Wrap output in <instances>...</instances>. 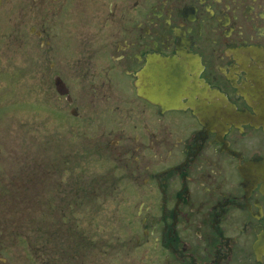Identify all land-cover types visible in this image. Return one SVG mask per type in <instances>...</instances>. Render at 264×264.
Returning a JSON list of instances; mask_svg holds the SVG:
<instances>
[{"label":"flooded vegetation","instance_id":"1","mask_svg":"<svg viewBox=\"0 0 264 264\" xmlns=\"http://www.w3.org/2000/svg\"><path fill=\"white\" fill-rule=\"evenodd\" d=\"M0 82V264H264V0H0Z\"/></svg>","mask_w":264,"mask_h":264},{"label":"rangeland","instance_id":"2","mask_svg":"<svg viewBox=\"0 0 264 264\" xmlns=\"http://www.w3.org/2000/svg\"><path fill=\"white\" fill-rule=\"evenodd\" d=\"M2 86H3V83L0 82V88ZM18 88L22 89V87H18ZM53 112H54L53 101L50 100L49 102V100L47 99V108H46V113H45L46 127H45V138H44V144L47 150H52V147H53V137H54V127H55ZM29 113L30 114L26 118V121H28V125H30V131H29L30 135L26 136V139H27L26 141L30 142L31 139L34 141V144L31 146L34 152V155L31 156L29 154V156L30 157L35 156L34 159H36L38 158L37 148L39 144V137H38V131H37V113L36 112L34 114H32V112H29ZM15 130H16V126H15ZM30 150L31 148L29 149L28 152H30ZM48 156H49V160L52 161L50 159L52 155H48ZM94 167H97L96 163L94 164ZM1 185L3 186V189L0 190V202L2 203L1 207L5 209L8 207V205L5 203L17 202L18 200L17 198L20 199L22 197L21 191H23L24 198H25L27 196V193L25 191H28L30 187V186L28 187V181L26 180V178H23V177L21 178L20 182L16 184H11V186H8L7 183H5V178L0 176V188H1ZM32 187H37V184L35 183L34 185H32ZM14 190L17 191V196L12 195V197L10 198L9 192H12ZM96 216H104V214L103 212H100ZM94 226H98L99 229L101 230L102 225L98 223L97 221H95Z\"/></svg>","mask_w":264,"mask_h":264},{"label":"water","instance_id":"3","mask_svg":"<svg viewBox=\"0 0 264 264\" xmlns=\"http://www.w3.org/2000/svg\"><path fill=\"white\" fill-rule=\"evenodd\" d=\"M159 77H164L165 74L164 72L158 74ZM148 94L150 95V92H148ZM174 92H157V100L159 103L163 104H170L172 103L173 99H174Z\"/></svg>","mask_w":264,"mask_h":264}]
</instances>
